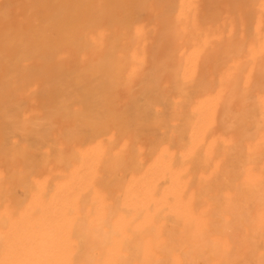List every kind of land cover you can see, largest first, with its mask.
I'll use <instances>...</instances> for the list:
<instances>
[{"label":"bare ground","instance_id":"6f19581e","mask_svg":"<svg viewBox=\"0 0 264 264\" xmlns=\"http://www.w3.org/2000/svg\"><path fill=\"white\" fill-rule=\"evenodd\" d=\"M0 264H264V0H0Z\"/></svg>","mask_w":264,"mask_h":264}]
</instances>
